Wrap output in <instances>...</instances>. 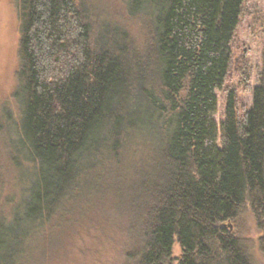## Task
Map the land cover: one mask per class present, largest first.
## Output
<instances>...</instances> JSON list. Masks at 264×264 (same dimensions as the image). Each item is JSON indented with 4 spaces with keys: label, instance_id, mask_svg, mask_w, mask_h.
Instances as JSON below:
<instances>
[{
    "label": "trees",
    "instance_id": "1",
    "mask_svg": "<svg viewBox=\"0 0 264 264\" xmlns=\"http://www.w3.org/2000/svg\"><path fill=\"white\" fill-rule=\"evenodd\" d=\"M245 2L127 0L149 30L141 46L117 27L94 33L74 0H14L0 135L18 197L0 210V264H36L80 221L118 229L136 264H255L235 227L246 205L264 255V45L258 86L249 63L234 72ZM233 72L248 110L226 87Z\"/></svg>",
    "mask_w": 264,
    "mask_h": 264
},
{
    "label": "rangeland",
    "instance_id": "2",
    "mask_svg": "<svg viewBox=\"0 0 264 264\" xmlns=\"http://www.w3.org/2000/svg\"><path fill=\"white\" fill-rule=\"evenodd\" d=\"M74 1L87 13V21L93 26L94 33H99L101 26L109 30L117 27L126 33L128 40L131 38L141 46L147 42L148 27L140 19L132 18L127 14V0ZM18 25L14 0H0V116L2 107L6 104L7 107H11L12 102L10 96L15 86ZM263 45L264 0H246L241 9L239 26L234 38L233 56L236 61L234 65L239 68L234 71L235 73H239L243 63H249L252 70L249 83L251 89L259 85ZM234 72L231 78L232 83L226 87L237 88L239 101L248 110L252 104V94L244 93L243 89L238 87V78ZM224 90L216 93L218 111L214 120L218 125L223 120ZM1 137L0 135V210L5 209L8 212L10 203L15 202L18 197L15 184L16 169L8 157L5 141ZM251 213L249 205L242 208L238 223L235 224L236 233L249 248V254L255 264H264V255L259 250L262 231ZM115 217L120 225H124V218L119 210ZM126 244L131 245L130 241L125 240L114 226L110 228L107 226L106 234H104V230L100 232L93 225L80 221L76 228L55 238L53 244L46 245L42 251L35 253L34 257L36 264H136V260H130L125 256ZM173 255L176 260L180 256L177 244L174 245Z\"/></svg>",
    "mask_w": 264,
    "mask_h": 264
}]
</instances>
